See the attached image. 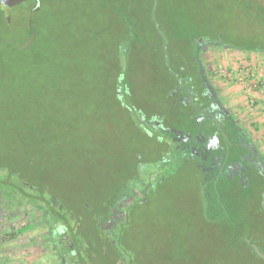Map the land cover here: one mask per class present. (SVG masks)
Wrapping results in <instances>:
<instances>
[{
	"label": "rangeland",
	"instance_id": "1",
	"mask_svg": "<svg viewBox=\"0 0 264 264\" xmlns=\"http://www.w3.org/2000/svg\"><path fill=\"white\" fill-rule=\"evenodd\" d=\"M10 16L0 22V166L60 195L76 212L79 240L112 241L125 264H260L228 231L208 224L196 164L175 158L166 135L152 133L137 107L179 125L164 99L162 39L164 58L177 45L185 59L197 40L218 41L202 60L231 108V86L242 88L214 70L264 50V0H40L39 12L22 5ZM33 34L29 49L16 48ZM129 40L134 49L124 57ZM119 65L127 68L128 102L117 96ZM124 183L137 192L149 187L128 202L109 239L98 219ZM8 193L0 195V264H57L42 211L18 206ZM241 214L249 224L252 213ZM106 247L95 244L89 257L116 264Z\"/></svg>",
	"mask_w": 264,
	"mask_h": 264
},
{
	"label": "flooded vegetation",
	"instance_id": "2",
	"mask_svg": "<svg viewBox=\"0 0 264 264\" xmlns=\"http://www.w3.org/2000/svg\"><path fill=\"white\" fill-rule=\"evenodd\" d=\"M26 2L29 4V1ZM37 4L38 11L28 8L31 15L40 11V0H37ZM17 7L20 5L13 7L10 14ZM216 46L221 47L218 41L201 45L197 40L193 57L196 64L180 68L181 71H187L189 76L174 73L176 84L168 94V102L176 110L178 128H167V118L164 115L160 117V114L155 115L150 125L158 135H166L162 139L169 142L175 158L177 156L181 161L187 159L196 164L203 187L216 186L218 181L225 180L249 189L254 181L259 182L260 177L264 180V155L228 106L202 60L203 51ZM147 190L142 191V195L147 194ZM140 196L138 192L132 195L134 198ZM42 217L47 230V242L51 247L49 254L57 264L99 262L89 257V252L94 255V249L88 243L83 244L76 236L77 229L69 213L66 214V223H56L53 227L44 215ZM123 219L124 211L114 209L109 219L100 220L98 226L110 239L111 232ZM69 221L73 231L69 228ZM117 263L123 264L120 256Z\"/></svg>",
	"mask_w": 264,
	"mask_h": 264
},
{
	"label": "trees",
	"instance_id": "3",
	"mask_svg": "<svg viewBox=\"0 0 264 264\" xmlns=\"http://www.w3.org/2000/svg\"><path fill=\"white\" fill-rule=\"evenodd\" d=\"M3 21L7 25V21L4 18L3 13L0 11V22ZM156 32L161 36L159 29L154 27ZM30 35L33 33L34 28H28ZM135 37V36H132ZM27 43V42H26ZM34 43H32L29 47L25 48V50L29 49ZM11 47L15 46V43H9ZM25 43L18 45L16 48H21ZM135 42L134 40H129L126 42L124 49L122 50V56L128 57L132 55V50L134 49ZM163 42L161 39L160 42V50L162 54V61H163V68H164V75H163V87L165 89L164 91V99L168 100V94L171 91V89L176 84V76H174V73L179 74L180 76H189L187 75V71H181V67L186 66H194L196 64L193 61L194 57V50L192 53H190V59H185L183 52H176V49L178 48L177 45H172L170 47V51L167 49V57H163L164 49H163ZM253 52L257 51H264L260 48H254L251 49ZM130 53V54H129ZM129 54V55H128ZM168 68H171L172 71H170ZM118 74L119 79L122 77L121 80L118 79L116 83V91L117 96L120 97L125 102L129 101L130 98V88L126 84V74H127V68L126 65H119L118 68ZM123 89V91H122ZM169 103V102H168ZM139 111L142 113V117L144 118V122L147 123L149 126H151L148 121H152L156 114H159L157 111H147L142 106H138ZM145 109V111H144ZM163 115L160 114V117ZM166 123H169L168 120L165 122V125L167 128H173L172 126L167 125ZM178 128V127H174ZM151 129L153 130L152 133H156V130L154 127L151 126ZM158 135V133H156ZM159 137V135H158ZM186 162L187 159H184ZM8 174V175H7ZM23 171L22 170H15V169H7L0 166V195L4 196L6 195V192H9L8 194H12L10 196H14V198L19 197L18 199V206L21 205H31L36 210L42 211L44 217L48 220L49 225L51 227L55 226L56 223H66L67 217L66 214L69 213V217L73 218V222L75 223V228H77L78 223V217L76 215L75 211H70L69 209H66L65 206L60 202L61 198L60 195L57 194L54 195L52 190H48L45 186H39L37 188L32 187L30 184H27L24 180ZM10 179V180H9ZM202 181V180H201ZM234 183V182H233ZM228 181H218L216 183V186H208L207 188L204 187L203 190L205 192L203 196V205H204V214L205 218L207 219L208 224L214 225L215 227L225 229L229 232L230 237L231 235L234 237L235 242L243 244L247 250L249 251V254L251 256V259L254 261H258L260 264H264V260L261 259L251 246L243 240V230L240 225H242L244 231L247 233V237L249 240L253 241L257 247L264 253V217L261 218L258 216V212H262L264 214V207L261 206V202L264 200V180L262 181V178H259V182L254 181L253 184L249 189H243L241 186L237 184H233ZM127 187V188H126ZM146 187H149V184L146 185ZM145 188V190L147 189ZM144 191V190H143ZM36 192V194H34ZM137 191L129 186L128 184L124 183L121 185L120 188L116 189L112 193L109 194V199L106 201V203H103V208L105 209L107 216L103 217V219H98V223L100 220H107L109 217L113 214L114 209H121L125 213H129L130 206H127L129 199H133L132 195H134ZM139 192V191H138ZM141 194L140 197H144L142 195V192H139ZM3 198V197H2ZM13 201L16 200V198ZM136 198V197H135ZM257 199L258 203L256 208H253L251 205L252 199ZM125 204V206H123ZM13 207V206H12ZM83 207L95 214V212L89 208L88 205L83 204ZM249 212L252 213V218L249 224L243 223V220L241 219V213ZM97 213V212H96ZM99 216V214H98ZM101 216V215H100ZM127 219V218H126ZM70 221H69V228L71 231H73V228L70 227ZM55 230V229H54ZM75 230V229H74ZM231 230L232 232L231 234ZM77 235L79 232L76 230ZM81 234V233H80ZM74 237V242L77 240ZM97 239V238H96ZM96 242H94L95 239H90L88 244L90 247H92L95 250V244L96 246H107L106 248H109L112 250V258L114 260V263L118 264L117 261L119 260V257L116 256V248L113 247L112 242H110L108 239L106 241H103L102 238H98ZM103 242H102V241ZM93 243V244H92ZM106 244V245H105ZM94 261H96L94 259ZM123 264H125L123 262Z\"/></svg>",
	"mask_w": 264,
	"mask_h": 264
},
{
	"label": "crops",
	"instance_id": "4",
	"mask_svg": "<svg viewBox=\"0 0 264 264\" xmlns=\"http://www.w3.org/2000/svg\"><path fill=\"white\" fill-rule=\"evenodd\" d=\"M251 55H254L251 59L255 64L264 65V51L252 52ZM238 89L236 86H231L229 96L231 109L264 155V94H255L254 103L251 104L243 89L239 91L240 93H236Z\"/></svg>",
	"mask_w": 264,
	"mask_h": 264
},
{
	"label": "built area",
	"instance_id": "5",
	"mask_svg": "<svg viewBox=\"0 0 264 264\" xmlns=\"http://www.w3.org/2000/svg\"><path fill=\"white\" fill-rule=\"evenodd\" d=\"M214 74L228 83L241 86L251 104L255 94H264L263 64H255L253 60H240L235 66L221 63L215 67Z\"/></svg>",
	"mask_w": 264,
	"mask_h": 264
},
{
	"label": "water",
	"instance_id": "6",
	"mask_svg": "<svg viewBox=\"0 0 264 264\" xmlns=\"http://www.w3.org/2000/svg\"><path fill=\"white\" fill-rule=\"evenodd\" d=\"M29 1V4L26 2ZM17 5H26L31 11H38L39 7L37 4V0H0V11L4 13L5 18L7 22H10V11L13 7ZM34 40V34L30 37L29 41L23 46L24 48L29 47ZM199 43L202 45L204 43V40H199ZM262 207H264V201L262 202ZM243 230V240L247 242L255 254H257L261 259L264 260V253L257 247V245L248 239L247 233L244 231L242 225H240Z\"/></svg>",
	"mask_w": 264,
	"mask_h": 264
}]
</instances>
